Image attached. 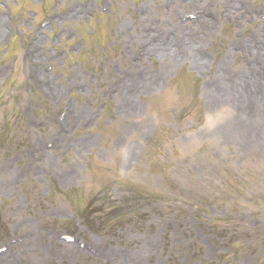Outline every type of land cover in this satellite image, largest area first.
<instances>
[{
    "label": "rangeland",
    "instance_id": "obj_1",
    "mask_svg": "<svg viewBox=\"0 0 264 264\" xmlns=\"http://www.w3.org/2000/svg\"><path fill=\"white\" fill-rule=\"evenodd\" d=\"M192 4L0 0V264H264V0Z\"/></svg>",
    "mask_w": 264,
    "mask_h": 264
},
{
    "label": "trees",
    "instance_id": "obj_2",
    "mask_svg": "<svg viewBox=\"0 0 264 264\" xmlns=\"http://www.w3.org/2000/svg\"><path fill=\"white\" fill-rule=\"evenodd\" d=\"M131 201L133 203H131ZM145 206L146 205L144 204H139L137 206V198L135 197H131V199L129 200H125V198L123 197V199L120 200L118 204L110 208V210L109 207L108 209H104L102 205L96 208L94 206L89 208L85 207L80 210V215L85 224H87L90 228L96 231L105 232V230L109 228L113 229L112 226L114 225V222L117 218L127 214L125 213V209L130 213L134 208H138V210L140 211V209L144 208ZM123 209L124 211H122ZM116 211L119 213L114 214Z\"/></svg>",
    "mask_w": 264,
    "mask_h": 264
},
{
    "label": "bare ground",
    "instance_id": "obj_3",
    "mask_svg": "<svg viewBox=\"0 0 264 264\" xmlns=\"http://www.w3.org/2000/svg\"><path fill=\"white\" fill-rule=\"evenodd\" d=\"M233 1V0H232ZM236 2H237V0H236ZM191 3H193L192 5H195V7H201L202 5H204L205 3H206V0H203L202 2L200 1V0H191ZM73 13H74V11H73ZM72 13V14H73ZM203 26L205 27V28H207V27H211V25H212V22L213 21H211V20H209V19H207V18H203ZM205 21V22H204ZM191 22H194V21H191ZM211 24V25H210ZM175 30H176V37L174 36V37H172L171 39H176V38H178V37H181V38H183L184 36H186L187 37V32L186 31H188V26H186V25H184V24H182V23H177L176 24V27H175ZM205 32H208V29H205ZM183 33V34H182ZM160 37L161 38H158V39H152V43L151 44H149L148 46H147V48L146 49H143L142 48V53H146V51H147V54L148 53H152L153 51H158L159 52V50H162L165 46H164V44L166 43H164V38L165 37H163V34L162 35H160ZM38 41H40V38L39 39H37V43H38ZM154 41V42H153ZM158 41V42H157ZM178 42H180V40L178 39ZM177 43V42H176ZM168 45H169V43H168ZM160 46V47H159ZM176 46V47H175ZM174 46V48H172L173 49V51L176 53V55L175 56H178V55H180L181 53H184V55L182 56L181 55V60L182 61H185L186 59H188V54H187V52H186V50L185 49H181V47H179L178 45H175ZM182 46V45H181ZM183 48V47H182ZM154 53V52H153ZM141 54V53H140ZM180 60V61H181ZM173 61V60H172ZM178 61V60H177ZM175 62V61H174ZM253 68V67H252ZM252 72H255V70H252V71H250L249 70V74L251 73V78L253 79V81H254V83L255 84H258V82H259V80H258V74H255V73H252Z\"/></svg>",
    "mask_w": 264,
    "mask_h": 264
}]
</instances>
